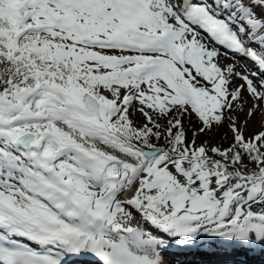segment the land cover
I'll return each instance as SVG.
<instances>
[{
    "label": "snow or ice",
    "instance_id": "snow-or-ice-1",
    "mask_svg": "<svg viewBox=\"0 0 264 264\" xmlns=\"http://www.w3.org/2000/svg\"><path fill=\"white\" fill-rule=\"evenodd\" d=\"M204 236L264 246V0H0V264Z\"/></svg>",
    "mask_w": 264,
    "mask_h": 264
},
{
    "label": "rangeland",
    "instance_id": "rangeland-1",
    "mask_svg": "<svg viewBox=\"0 0 264 264\" xmlns=\"http://www.w3.org/2000/svg\"><path fill=\"white\" fill-rule=\"evenodd\" d=\"M241 68H242V70H244V67L241 66ZM238 83H239V81H238ZM250 103H251V101L249 100V104H250ZM245 111H247V108L245 109ZM142 119H143V118L140 117V116L137 114V120H138V121H142ZM259 129H260V116H259V114H258V116L254 117V118L251 120L250 128H249V132L257 131V130H259ZM223 131L227 132V127H225V129H224ZM189 135H191V133H190ZM206 137H207V136H203V135H201L200 138H199V140H198V143H199V142H202V141H204V140H207V139H211L213 143H217V142H218V143L224 144V146H227V143H230V141H231V134H230V133L228 134V140H227V141L222 140L219 134H215V135H213V136H208L209 138H206ZM161 142H162V141H160V143H161Z\"/></svg>",
    "mask_w": 264,
    "mask_h": 264
},
{
    "label": "bare ground",
    "instance_id": "bare-ground-1",
    "mask_svg": "<svg viewBox=\"0 0 264 264\" xmlns=\"http://www.w3.org/2000/svg\"><path fill=\"white\" fill-rule=\"evenodd\" d=\"M221 60H222V62L223 63H225V64H230V62L228 61V59L225 57V56H222L221 57ZM258 116V115H257ZM190 134V133H189ZM164 143V141H162L161 142V144H163ZM215 247H216V249H215V252H216V250H219L220 249V246L219 245H217V244H215ZM200 255H202L201 253H199ZM264 256V255H263Z\"/></svg>",
    "mask_w": 264,
    "mask_h": 264
}]
</instances>
